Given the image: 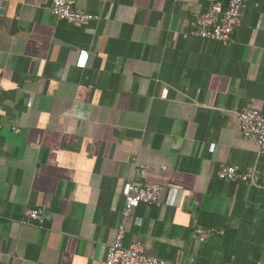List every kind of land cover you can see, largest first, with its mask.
Wrapping results in <instances>:
<instances>
[{
    "label": "crops",
    "instance_id": "0c3cea01",
    "mask_svg": "<svg viewBox=\"0 0 264 264\" xmlns=\"http://www.w3.org/2000/svg\"><path fill=\"white\" fill-rule=\"evenodd\" d=\"M52 1L7 0L0 16V264H104L136 162L162 192L134 211L125 246L264 264V156L238 118L264 115V0L245 1L229 44L190 36L209 0H78L98 16L88 26ZM226 165L260 173L223 181ZM198 227L225 234L202 243Z\"/></svg>",
    "mask_w": 264,
    "mask_h": 264
},
{
    "label": "built area",
    "instance_id": "2783aa9c",
    "mask_svg": "<svg viewBox=\"0 0 264 264\" xmlns=\"http://www.w3.org/2000/svg\"><path fill=\"white\" fill-rule=\"evenodd\" d=\"M77 1L53 0L51 5L52 15L69 24L79 26H88L92 21L98 19L95 14L78 9ZM245 1L229 0L227 3H223L219 0H209L205 12L197 17L190 36L225 44L233 42L235 31L242 25ZM167 95L168 93L165 91L162 97L166 99ZM238 118L244 138L255 141L259 155L264 156V115L257 109L248 108L240 112ZM4 128L5 125L0 122V131ZM11 130L16 134L21 132L19 128H12ZM147 171V166L136 162L134 178L129 180L123 188L124 209L122 221L118 228L116 240L109 247L104 264H171L166 260L148 255L141 244L136 243L125 246L127 222L134 211L142 205L157 204L161 197L162 186L160 184L139 181ZM259 173L257 168L243 170L239 166L226 165L219 170L217 176L223 181L254 184ZM26 217L28 220L38 223H44L48 220L45 213L39 209L27 210ZM195 232L198 240L202 243L217 235L225 234V230L202 227L196 228Z\"/></svg>",
    "mask_w": 264,
    "mask_h": 264
},
{
    "label": "water",
    "instance_id": "95a60500",
    "mask_svg": "<svg viewBox=\"0 0 264 264\" xmlns=\"http://www.w3.org/2000/svg\"><path fill=\"white\" fill-rule=\"evenodd\" d=\"M6 6H7V1H0V16L4 13Z\"/></svg>",
    "mask_w": 264,
    "mask_h": 264
}]
</instances>
